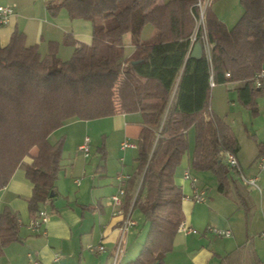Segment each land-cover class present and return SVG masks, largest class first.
I'll list each match as a JSON object with an SVG mask.
<instances>
[{"label":"trees","instance_id":"obj_1","mask_svg":"<svg viewBox=\"0 0 264 264\" xmlns=\"http://www.w3.org/2000/svg\"><path fill=\"white\" fill-rule=\"evenodd\" d=\"M197 1L60 0L58 6L71 18L91 22L89 43L75 45L71 55L61 59L55 44L41 53L14 31L0 47V188L23 158L31 157L30 163L22 164L33 183L28 199L31 219L38 216L41 204L53 198L49 193L61 168L64 138L51 142V132L71 119H95L118 111H139L142 116L134 175L142 174L133 206L148 224L138 254L125 264H162V255L172 246L183 220V193L174 172L188 152L189 127L194 134L190 169L212 173L217 188H226L228 169L220 152L235 154L237 141L231 127L211 113L209 75L214 85L244 81L240 100L256 110L254 92L264 91L254 82L264 70V0H239L242 14L230 28L209 0L204 24L210 63L203 52L198 58L190 55L193 44L200 43V28L193 44L189 40L199 15ZM146 24L152 32L140 39ZM126 33L134 45L129 55L122 41ZM261 153L264 142L259 144ZM130 199L129 190L126 203ZM18 230L17 214L3 208L0 251L19 238Z\"/></svg>","mask_w":264,"mask_h":264},{"label":"crops","instance_id":"obj_2","mask_svg":"<svg viewBox=\"0 0 264 264\" xmlns=\"http://www.w3.org/2000/svg\"><path fill=\"white\" fill-rule=\"evenodd\" d=\"M59 2L0 0V4H14L13 15L6 24L0 25V47L8 43L14 31L24 35L26 44H36L41 53L47 52L49 46L55 44L57 56L61 59H67L75 45L89 43L91 22L83 18H71L63 6H58ZM212 10L219 15L215 8ZM223 13L218 18L225 17ZM229 23H224L227 28L232 25V22ZM151 32L152 27L146 34L150 35ZM123 40L131 47L126 53L129 55L134 49L130 33L123 35ZM243 84L244 81L231 80L213 85L210 88L209 107L212 115L231 127L237 141L235 156L239 169L243 175L255 177L256 182L260 183V190L243 182L239 172L229 167L224 158L228 169L227 186L219 190L212 173L190 169L188 153L187 160L182 159L181 165L176 167L174 180L183 193V221L197 232L176 230L171 248L162 255V264H264V235H261L264 230V169L260 170L256 166L259 144L264 142V125L251 133L256 147V169H252L249 164L245 166L241 163L238 138L232 126L215 112L218 111L215 104L214 109L212 105L216 98L213 90L218 86L235 90L238 102L243 105L239 96ZM256 91V110H252V113L254 116L264 115V91L258 88ZM174 93L171 94V100ZM77 120L82 119H71L51 132L57 134L56 138H64L61 168L54 184L53 196H50L53 198L40 205V208L47 206L48 219L39 230L31 231L28 227L31 219L28 199L33 192V183L27 178L22 164L30 163L31 157L23 158V163L14 170L8 183L0 188V211L8 207L17 214L19 224V238L1 249L0 264H125L138 254L148 224L146 221L141 222V229L135 233L139 215L135 218L132 216L134 209L142 216L133 206L141 179L134 175L137 149L121 148L120 143L123 140L136 143L143 125L141 113L118 111L93 119L91 122H97L93 125H89L86 120L83 127ZM92 135L99 137L95 152H91ZM85 137L89 138L87 156L78 150V145ZM35 152L36 148H32L31 154ZM187 167L197 177V185L205 191L206 199L203 202H193L185 197L190 192L189 182L182 177ZM231 169L236 177L229 174ZM119 171L131 175L124 185L126 195L131 191V199L126 203L124 195L119 206L122 212L113 213L117 207L109 202V197L116 191L118 183L115 175ZM236 178L246 187L241 189ZM127 215L132 217L134 223L121 235L120 226ZM221 228L229 229L230 235L218 234L216 230ZM98 242L104 246L103 250L91 252L85 249L87 243ZM117 245L118 251L115 253Z\"/></svg>","mask_w":264,"mask_h":264},{"label":"built area","instance_id":"obj_3","mask_svg":"<svg viewBox=\"0 0 264 264\" xmlns=\"http://www.w3.org/2000/svg\"><path fill=\"white\" fill-rule=\"evenodd\" d=\"M209 0H198L197 1V6L199 8V15L198 18L196 19V29L195 31L189 36L190 44H193V42L196 39L197 36V30L200 28V44L202 47V52L205 55V58L207 61L210 63L211 62V44L208 39L207 32L205 30V24H204V10L206 6L208 5ZM14 13V4H0V25L6 24L10 17ZM227 75V74H226ZM264 70H261L255 75L254 82L255 85L258 87L264 88ZM214 85V81L212 79V75H209V86L212 87ZM121 148H126V147H136V143L130 142L128 140H123L120 143ZM78 150L84 155L87 156L89 154V138L85 137L83 142L78 145ZM222 157L224 158L226 164L231 167L236 169L239 174L240 178L243 182L247 184H251L255 186L258 190H260L259 185L256 183V178L255 177H246L243 175L241 170L239 169L238 166V161L235 156L231 151H221L220 152ZM256 166L258 169H264V153L259 154L256 160ZM131 175L129 173L119 171L115 175V179L117 181V188L115 193L110 195L109 197V202L113 205L116 206L117 208L114 209L113 213H121L122 210L119 207L122 203V197L125 194V182L129 180ZM183 179L187 180L190 185V192L185 195L186 198L193 202H203L206 199L205 191L203 188L199 187L197 185V177L191 172V170L187 167L184 169L182 173ZM48 219V211L45 207L40 208L38 211V216L34 219H30L28 223V227L31 231H37L40 229L41 225L46 222ZM134 222L130 218V216H126L123 220V223L120 226L121 229V235L125 232L127 227L129 225H132ZM177 230H181L185 233H195L197 232L196 229L193 227L187 225L183 220H181L177 226ZM218 234L223 235V236H229L230 235V230L229 229H217L216 230ZM261 235H264V230H262ZM104 246L98 242V243H87L85 245V249L88 251H100L103 250ZM118 251V245L115 249V253Z\"/></svg>","mask_w":264,"mask_h":264},{"label":"rangeland","instance_id":"obj_4","mask_svg":"<svg viewBox=\"0 0 264 264\" xmlns=\"http://www.w3.org/2000/svg\"><path fill=\"white\" fill-rule=\"evenodd\" d=\"M209 5L211 6V8H215L218 11L217 12L219 14L218 16H221L222 11L224 12L223 14L225 15V17H220L219 19L223 23H226V24H230L229 22H232L231 24L233 25L236 22V20L239 18V16L242 14V6H241L239 0H211L209 2ZM148 29H151L150 24H146L143 27L142 32L140 34V39H144V38H147L149 36L148 34H146ZM122 41L124 44V51H125V53H127L131 49V47L127 42H125V40H122ZM123 67H125L124 64H123ZM121 77H122V75L120 76V78L117 82V85L120 83V81L122 79ZM213 91L215 92V95H216V98L214 99V101L212 103L213 109H214V104H215V107L218 110L215 112L218 115H220L221 117H223V119L232 126V128H233V130H234V132L238 138V142H239V146H240V150L238 152V155H239V159H240L241 163L244 164L245 166L249 164L252 169H256L254 166V156L256 153V147H255V142H254V139L252 138L251 133H254L255 130H259L258 128H261L262 125H264V123H262V122H264V115L259 114L258 116H254V114L252 113V109L241 105L236 98L235 90H232L229 87L218 86V88H214ZM116 93H117V91H116ZM78 121H80V122H78ZM85 121L86 120H77L76 122L80 126L83 127L85 125L84 123H86ZM87 121H89V123H90L89 125H93V124L97 123L96 121L91 122V121H93V119L87 120ZM158 134L159 133L157 130L156 135H155L154 140H153V144L156 142V138H157ZM258 134H260V131H258ZM56 136H57L56 133L51 134L49 136V140L51 142H54L56 139H58L60 137L59 136L56 138ZM186 136H187V140H188V152L182 158L185 160H187V154L190 153V150L193 146L194 134H193L192 128L189 129ZM91 141H92L90 143V145L92 146L91 152H95V145H97L99 143L98 135L97 136L92 135ZM27 157L28 156H26V158ZM182 159H181V162H182ZM181 162L177 166L181 165ZM141 174L137 175L136 178L137 179H139V177L141 178ZM229 174L233 177H236L234 175V172L232 169L229 171ZM246 177H247V175H246ZM236 183L238 185H240L241 189L246 187V186L242 185L240 183V180H237V178H236ZM256 183L258 185L260 184L259 182H256ZM45 208H47L46 205H45ZM136 215H139V219H137L138 225H137V227H135V231L137 230L135 233H137L141 229V222L143 223V221H144V219L140 215V213L136 209H134L132 216L135 218ZM144 223H145V221H144ZM144 225H146V224H144Z\"/></svg>","mask_w":264,"mask_h":264},{"label":"water","instance_id":"obj_5","mask_svg":"<svg viewBox=\"0 0 264 264\" xmlns=\"http://www.w3.org/2000/svg\"><path fill=\"white\" fill-rule=\"evenodd\" d=\"M201 54H202V47H201V44H200L199 42H195V43L193 44L192 50H191V52H190V55H191L192 57H196V58H198V57L201 56ZM49 196H53V192H52V191H50Z\"/></svg>","mask_w":264,"mask_h":264}]
</instances>
